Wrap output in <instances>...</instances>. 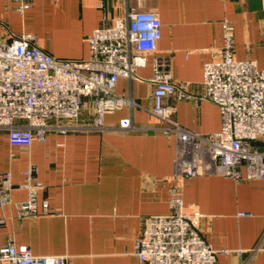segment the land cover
I'll return each instance as SVG.
<instances>
[{"label": "crops", "instance_id": "0c3cea01", "mask_svg": "<svg viewBox=\"0 0 264 264\" xmlns=\"http://www.w3.org/2000/svg\"><path fill=\"white\" fill-rule=\"evenodd\" d=\"M22 13L13 0H0V36L30 33L37 44L61 58H87V36L112 24L128 7L153 11L160 19L154 52L136 69L138 78L120 77L116 91L135 106L104 115L106 129L47 132L28 147L11 146L0 134V171L9 170L13 187L1 208L0 244H26L35 255L59 254L66 264H143L134 240L145 216L169 212L171 186L181 191L184 210L202 217L199 231L218 254L216 264H264V177L233 180L220 175L173 176L175 138L158 130L148 111L156 57L174 80L189 84L190 97L167 98L174 120L197 134L219 130L218 107L203 98L202 64L222 45V23L233 29V57L264 68V6L261 0H28ZM84 100L78 120H90ZM129 117L140 131L117 129ZM29 162L36 165L37 204L50 213L19 217L15 203L27 196L18 186ZM245 250L237 255L234 250ZM0 264H11L6 261Z\"/></svg>", "mask_w": 264, "mask_h": 264}, {"label": "built area", "instance_id": "2783aa9c", "mask_svg": "<svg viewBox=\"0 0 264 264\" xmlns=\"http://www.w3.org/2000/svg\"><path fill=\"white\" fill-rule=\"evenodd\" d=\"M22 13L28 0H13ZM264 6V0H261ZM161 22L153 11L128 7L112 24L94 28L87 36V58H61L36 42L34 34L0 36V134L11 146L28 147L32 140L43 141L48 131L62 134L70 130L106 129L104 115L133 107L130 96L116 91L120 77L138 78L136 69L146 55L156 49ZM222 45L202 64L203 98L219 109L220 128L197 134L183 128L173 118L167 98L190 97L189 84L174 80L166 64L153 58L152 85L148 111L160 122L158 130L175 138L173 176L220 175L233 180L264 177V68L250 58L233 57V29L222 23ZM92 114L78 120L84 100ZM117 129L140 131L147 128L119 120ZM36 165L29 162L18 186L27 190L25 199L15 203L19 217L50 213L46 202L37 204ZM13 187L9 170L0 171V225L5 217L1 208L9 202ZM169 212L145 216L134 240V253L143 264H216L218 254L199 231L202 214L186 213L181 191L175 184L168 190ZM264 236L250 252L253 256ZM240 255L245 250H234ZM11 264H66L59 254L35 255L26 244L7 241L0 244V262Z\"/></svg>", "mask_w": 264, "mask_h": 264}]
</instances>
